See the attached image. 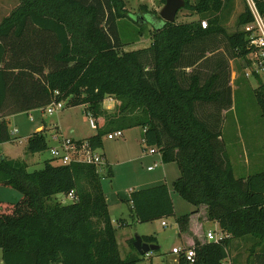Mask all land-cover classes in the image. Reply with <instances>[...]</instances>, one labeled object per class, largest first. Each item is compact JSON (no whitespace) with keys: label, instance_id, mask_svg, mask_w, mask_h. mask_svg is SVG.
I'll use <instances>...</instances> for the list:
<instances>
[{"label":"trees","instance_id":"trees-1","mask_svg":"<svg viewBox=\"0 0 264 264\" xmlns=\"http://www.w3.org/2000/svg\"><path fill=\"white\" fill-rule=\"evenodd\" d=\"M162 3L165 0H160ZM261 6V4H260ZM262 5L260 8H263ZM200 15L187 22H164L146 4L137 21L151 15L152 43L124 50L117 21L130 18L124 0H19L0 22V143L13 141L6 116L43 108L51 101L84 107L97 133L86 139L92 150L116 129L140 126L143 140L159 149L162 161H175L180 176L174 189L194 206L206 207L225 236L197 239L195 255L177 256V264H235L238 240L254 237L251 264H264V170L236 177L222 138V121L232 106L227 62L213 59L221 44L231 58L244 59L243 30L228 33L221 23V0H185ZM143 13V14H142ZM207 21L201 27V19ZM252 20L245 4L238 24ZM224 41V42H223ZM113 95L115 109L103 106ZM264 118V83L253 89ZM46 128L27 137L31 153L49 148ZM0 185L21 193L17 202L0 200L1 264H137L141 255L122 257L117 228L109 214L96 164H61L46 159L39 169L0 159ZM74 192L69 203L52 201ZM135 221L174 216L166 184L133 190L128 199ZM122 221V220H120ZM187 230L189 215L176 218ZM143 241L158 243L154 235ZM158 251V250H156ZM162 254V253H161Z\"/></svg>","mask_w":264,"mask_h":264},{"label":"rangeland","instance_id":"rangeland-1","mask_svg":"<svg viewBox=\"0 0 264 264\" xmlns=\"http://www.w3.org/2000/svg\"><path fill=\"white\" fill-rule=\"evenodd\" d=\"M126 7L130 11V18H123L117 21V28L121 40L126 44L124 50H131L149 46L152 43V21L151 15H142L145 19L137 21L138 7L146 4L151 11L158 13L163 4L160 0H124ZM195 3L197 0H190ZM222 9L220 10L221 23L228 33L243 30V25L238 24V17L245 9L244 0H221ZM19 4V0H0V22L8 16ZM155 4L156 8H151ZM143 14V13H142ZM200 19V15L194 11L181 8L176 14L175 22H187ZM206 20L204 17L202 18ZM201 19V20H202ZM224 42V41H223ZM213 59H220L222 63L227 62L230 70V84L232 85V106L224 115L222 121V138L225 144L227 155L233 167L236 177L246 176L264 170V118L257 105L253 89L261 82H264V75L259 78L245 77V60L231 58L223 44L218 48ZM103 106L115 109L119 104L113 95L104 97ZM32 118V120H31ZM94 118V117H93ZM95 119V118H94ZM8 130L16 129L12 134L16 139L0 144V159L14 160L18 163H25L27 159V169L34 170L43 166L44 160L49 158L50 147L58 146V141L52 139L50 132L59 126L57 134L64 138L78 137L86 139L95 135L98 131L91 127L87 111L81 105L72 106L63 101V108L48 113L44 109L18 112L10 116ZM38 125L46 128L49 148L42 152L31 153L28 149L27 137L31 132L39 130ZM143 129L135 126L123 130V136L108 139L103 137V146L97 149V153L103 156L102 163L98 166L101 176V184L107 198L109 214L113 225L117 228L116 239L119 252L122 257L130 247L127 235L134 237L138 235H154L157 238L160 248L148 255H141V260L137 264H166V259L171 262L176 257L172 253L174 246L182 247L186 242L188 231H180L176 221L181 215L192 214L197 210L199 218L207 217L203 212V204L194 206L181 197L174 189L173 181L180 176V169L175 161H162L153 170H148V166L153 165L155 160L160 161V153L150 154V146L143 140ZM33 155V156H32ZM33 157V159L31 158ZM52 157V156H51ZM35 161V162H34ZM158 184H166L173 202L174 216L156 219L147 222L135 221L131 216V208L128 199L133 190L148 188ZM21 193L15 188L0 185V200L14 203L19 200ZM52 201H61L66 204L72 201L68 195L63 193L56 194ZM204 216V217H203ZM120 220L125 225L118 226ZM166 222V226L162 225ZM192 234L198 237H205L207 232L219 234L221 232L218 224L209 219L193 220L190 223ZM257 238L245 237L238 240L234 245L236 249L232 252L231 258L235 264H251V247ZM192 246V245H190ZM188 246V247H190ZM184 247V248H188ZM264 250V240L260 245L255 246V250ZM162 253V254H161ZM164 257V258H163ZM165 259V260H164ZM1 261V250H0ZM230 264V259L226 261Z\"/></svg>","mask_w":264,"mask_h":264},{"label":"built area","instance_id":"built-area-1","mask_svg":"<svg viewBox=\"0 0 264 264\" xmlns=\"http://www.w3.org/2000/svg\"><path fill=\"white\" fill-rule=\"evenodd\" d=\"M245 4L252 16V20L245 23L243 31L246 34L247 49L248 52L245 55L244 75L245 77L259 78L264 75V0H244ZM261 4V6H260ZM201 27L206 28L207 21L202 19L200 21ZM264 83V82H262ZM63 108V101H51L42 109L48 113H53L56 110ZM89 123L92 128L97 129L94 118L88 113ZM16 130V129H14ZM123 136V130L116 129L107 133L108 139H114L115 137ZM58 141V146L50 147L51 158L56 159L61 164H68L71 162H85L90 164H96L99 166L102 163L103 156L97 153V150H92L88 141H78L72 138L54 137ZM148 153H160V161L155 160L153 165L148 166V170H153L160 162H162V156L159 149L155 146H150ZM70 199H74V192L70 191L67 194ZM162 225L166 226V222L162 221ZM225 236L222 231L219 234L207 232L206 238L210 241H219ZM172 253L177 256L184 253L186 259L192 260L195 255L192 247L183 248L175 246L172 248ZM148 255V254H146Z\"/></svg>","mask_w":264,"mask_h":264},{"label":"water","instance_id":"water-1","mask_svg":"<svg viewBox=\"0 0 264 264\" xmlns=\"http://www.w3.org/2000/svg\"><path fill=\"white\" fill-rule=\"evenodd\" d=\"M185 0H165L159 11V16L164 22H174L179 9L183 8ZM3 159V157H1ZM133 246L140 255H146L160 248L158 243L143 241L141 235L135 234Z\"/></svg>","mask_w":264,"mask_h":264},{"label":"crops","instance_id":"crops-1","mask_svg":"<svg viewBox=\"0 0 264 264\" xmlns=\"http://www.w3.org/2000/svg\"><path fill=\"white\" fill-rule=\"evenodd\" d=\"M126 3V2H125ZM149 6V5H148ZM151 8H156L155 7V4L154 5H152V7ZM232 86V85H231ZM36 109H42V108H36ZM31 110H35V109H31ZM31 110H27V111H31ZM21 112H25V111H21ZM12 115H14V114H11V115H8V116H6V119L8 120L9 119V117L10 116H12ZM31 120H32V118H31ZM36 128H38L39 130H41V129H43L44 127H42L41 125H38ZM57 130L59 131V126L58 125H56V129L54 130V131H51L50 132V136L52 137V139L54 140V139H56V138H54V137H60V135L59 134H57ZM36 131H38V130H36ZM17 132V130H12L11 131V133L12 134H15ZM32 133V132H31ZM12 134H11V137H12ZM14 140L16 139L15 137H12ZM72 139H75V140H81V139H79L78 137H71ZM85 139V138H84ZM1 144V143H0ZM51 155V154H50ZM33 156V155H32ZM3 158H5V157H3ZM32 159H33V157H31ZM47 159H51V156L49 157V158H47ZM14 160H16V159H14ZM34 160V159H33ZM46 160V159H45ZM44 160V161H45ZM24 162L27 164L28 162H27V159L26 160H24ZM35 162V161H34ZM197 210H195L192 214H190V216H189V222H188V225H187V230L186 231H188L189 232V234L186 236V242L184 243V245L182 246L183 248L184 247H188V246H190V245H193L194 244V240L195 239H197V240H199V241H201V242H204V241H206L205 240V237H198L197 235H195V234H192L193 232H192V229H191V227H190V223L193 221V220H195V222L196 223H198V221L199 220H202V219H207V217H204L205 216V213H206V207H203V212L201 211L200 213H202V214H204V218H199L198 217V215L199 214H197V212H196ZM214 222H216V221H214ZM162 223V222H161ZM217 223V222H216ZM123 226V225H125V222L122 220V221H120V224L118 225V226ZM131 238V236L130 235H127L125 238H124V240H128V239H130ZM178 246H180V245H178ZM175 247V246H174ZM131 252V249H129V247H128V249H127V251H126V255H124V257H126L129 253ZM164 258V257H163ZM165 260V259H164ZM1 262L2 261H0V264H1ZM166 264H177V255H176V257L173 259V261L171 262L169 259H166Z\"/></svg>","mask_w":264,"mask_h":264}]
</instances>
